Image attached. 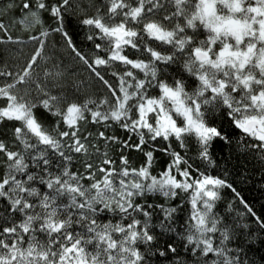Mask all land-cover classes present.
Wrapping results in <instances>:
<instances>
[{
    "label": "snow or ice",
    "instance_id": "snow-or-ice-1",
    "mask_svg": "<svg viewBox=\"0 0 264 264\" xmlns=\"http://www.w3.org/2000/svg\"><path fill=\"white\" fill-rule=\"evenodd\" d=\"M108 2L111 5L108 8L109 20L118 14L117 9L130 7L123 0ZM146 2L151 5L147 9L148 12L160 7L155 0H139L140 6L130 7V11L124 13V20L118 24H105L104 17L99 15V9L97 16L81 21L83 25L94 26L99 30L98 38L106 41V44L97 43L95 48L109 53L107 58L97 55L91 62L72 47V41L64 31L63 8L69 4V0H63L60 5L50 6V14L58 24L53 31L63 33L68 46L72 47V51L80 60L92 69L110 93V96L100 100L96 105L97 108L106 106L103 112L92 111L89 108L90 104H96L92 99L83 104L72 102L63 108L61 105L65 100L62 96L50 95L37 83V91L47 97L39 103L53 116L60 118L57 123L62 122L69 129L59 132V139L47 132L35 118L33 109L37 107V103L28 99L29 90L25 89L23 95L13 91L17 84L26 83V78L31 76V70L44 47L43 39L39 40L40 48L35 51L16 81L0 86V98L7 101L5 106H0V121L20 122V126L15 128V136L24 145L26 153L25 155L8 151L5 144L0 142V152L5 153L8 161L7 172L0 179V198H7L11 208L24 215L21 223H14L10 227L4 226L0 232V264H148L138 247L140 244L150 245L156 237L149 231L151 213L145 210L143 205L135 203V197L156 192L164 197H175L177 190L187 192L189 189L194 193L191 196V220L195 223L191 227L195 231H190L187 236L188 243H194L204 257L214 254L222 258L212 260L211 264H236L235 258L227 254L230 250L225 247V242L230 239L229 234L226 231L221 232L219 246L214 245L211 237L207 235L218 231V221L211 217L210 213L213 208L212 202L218 198L215 189L224 186V181L209 176L191 177L188 169H181V163L186 161H183L179 153L175 151L171 153L172 163L159 179L150 175L149 168L153 159L151 151L145 153L148 166L139 170L133 169L131 173L127 168L117 173L115 169L100 167L99 172L103 176L97 180L95 173L90 171L91 164H85L88 175H80L69 170L72 157L66 155L63 150L65 146L61 141L63 138H70L73 141L71 145H67L70 151L75 153L86 151L85 144L79 139L77 126L79 121L85 120V112L91 113L93 122L110 120L129 132L137 133L139 135V143L135 145L137 149L146 143L145 133L142 131L144 129L151 140L162 138L169 141L170 138H174L180 148L187 147V137L194 135L201 145V157L207 159L208 147L214 138L227 137L216 127L209 126L205 119V111L209 107L213 111L221 109L222 114L230 118L236 129L253 141L259 142L260 148H264V0H256L257 7H244L245 0H198L190 18L184 6L190 5L192 0H175L177 9L175 15L185 16L187 27L195 28L194 22L198 20L209 33L207 39L199 41V46L191 48L183 63L186 71L198 81L192 92L185 90L182 81H176L175 86L163 82L153 83L157 77L156 62H173L175 53L163 55L146 44L141 48L135 39L138 32L126 27L129 18L140 22L138 18L141 17ZM169 2L171 3V0ZM217 5H222L229 14L224 15L223 9ZM36 6L41 10L49 9L44 0H36ZM8 7L11 8L12 5ZM23 8L30 9V4L24 3ZM31 15L35 23H41L37 12H32ZM164 19L167 20L169 17L165 16ZM255 25H258V28L254 27ZM0 31H5L3 23H0ZM144 31L157 41L172 44L176 51L181 53L185 52L186 45H191L193 40L192 37L174 39L178 32L185 31L179 23L173 30H164L157 23L149 22L144 25ZM48 35V31L41 30L42 37ZM7 39L12 40V37L9 35ZM30 39L38 38L33 36ZM88 39L93 40L94 36L89 35ZM140 42L143 43L142 37ZM217 44L218 51L213 48V45ZM125 47H130L142 55L148 54L150 60L146 62L143 59H130L122 54ZM112 62L130 66L123 74L112 73L118 79V89L98 71L100 67L108 66ZM133 70L143 73V78ZM0 75L5 73L0 72ZM149 87H158L159 97L148 96ZM100 136L103 137L104 133L101 132ZM31 138L35 139V143H29ZM48 149L62 158L63 163L58 164L61 169L59 174H53L48 170L52 163ZM164 151L168 149L165 148ZM32 152L36 154L33 155ZM26 159H31L36 168L43 165L42 171L47 174V178L27 172L29 165L25 162ZM111 163L112 161L107 158L102 161L103 165ZM122 164L126 165L127 160L122 158ZM173 168L179 177L184 178L182 181L177 179V175L172 174ZM17 174L26 175V180L18 179ZM130 175L135 179L126 180L125 178ZM116 176L120 177L119 187L115 183ZM37 179L50 191L41 194L37 188L29 185V182ZM82 180L92 182L85 186L81 183ZM25 194L26 197L39 199V212L28 211L37 205L26 199ZM63 198H66L67 202H64ZM198 201H202L203 209L197 207ZM101 205L102 207H98ZM151 207L153 206L148 205V208ZM162 210L168 219L175 211ZM105 211L119 215L120 221L130 222L126 225L120 221L102 223L99 220V213ZM133 213L145 217L142 227H138L141 220L136 219ZM37 222L38 228L34 227ZM73 225H79L84 231L76 232ZM161 226L165 231H171L163 221ZM21 231L28 234L26 248L21 246L25 242ZM36 231L44 233L47 240L44 242L38 240L32 234ZM168 250L176 252L171 245L168 246ZM159 255L166 256V252L160 251ZM204 264H208V261L205 260Z\"/></svg>",
    "mask_w": 264,
    "mask_h": 264
},
{
    "label": "trees",
    "instance_id": "trees-1",
    "mask_svg": "<svg viewBox=\"0 0 264 264\" xmlns=\"http://www.w3.org/2000/svg\"><path fill=\"white\" fill-rule=\"evenodd\" d=\"M44 2L49 6L47 11L38 9L36 0H0V23L5 25L7 33L5 35V31H0V72L5 73V75H0V86L16 81L23 69L27 67L35 51L40 48L39 40L43 39L44 47L31 70V76L26 78V83L17 84L13 91L23 95L25 89L29 90L28 99L37 103V107L33 109L35 118L47 132L59 139L58 133L69 129L62 122L57 123L60 118L53 116L39 103L40 100L47 97L37 91V83L50 95L62 96L65 100L61 105L63 108L72 102L83 104L92 99L96 101V104L89 105L92 111H105L106 106L97 108L96 105L99 104L100 100L110 96V93L92 69L72 51V47L76 48L90 62L97 55L107 58L109 53L95 48L97 43L106 44V41L98 38L99 30L95 29L94 26L83 25L81 21L84 18L97 16V9H99V15L104 17L103 22L105 24H118L124 20V13L130 11V7H138L140 4L139 0H123L130 7L117 9L118 14L109 20L108 8L111 5L108 0H69V4L63 8L64 31L68 34V39L72 41V47H69L63 33L53 31L58 24L50 14V6L53 4L60 5L63 0H44ZM24 3H29L30 9H24ZM155 3L160 7L148 12L147 9L151 5L146 2L141 17L138 18L140 22L137 23L129 18L126 27L138 32V37L135 39L137 43H140L141 48L146 44L163 55L175 53L173 62H156L157 77L153 83L163 82L169 86H175L176 81H182L185 90L192 92L198 81L186 71L183 63L191 48L199 46V41L207 39L209 33L200 25L198 20L194 22L195 28L187 27L186 17L175 15L177 11L175 0H171V3L169 0H155ZM195 3H198V0H192L190 5L184 6L189 18L191 13L195 11ZM9 5L12 7L9 8ZM218 6V8L223 9L222 5ZM243 6L257 7L258 5L256 0H245ZM32 12L38 13L41 23L34 22ZM223 14H229L227 9H223ZM236 15L239 16V14ZM165 16L169 19H164ZM149 22L157 23L164 30H173L175 25L179 23L185 28V31L178 32L174 39L192 37L191 45H186L185 52L181 53L176 51L172 44L149 37L144 31V25ZM41 30L48 31L49 35L42 37ZM9 35L12 40L7 39ZM89 35H93L94 39L89 40ZM33 36L38 39H30ZM141 37L143 43L140 42ZM213 48L218 51L219 45H213ZM122 54L127 55L130 59H143L146 62L150 60L148 54L142 55L130 47H125ZM128 69L130 66L112 62L108 66L100 67L98 71L118 89V79L112 73L123 74ZM133 71L140 78H143V73H139L138 70ZM147 94L150 97H159V88L149 87ZM6 103V99L0 98V106H5ZM152 115L150 114V116ZM205 119L209 126L216 127L227 137V139L214 138L208 147L207 159L201 157V145L194 135L187 137V147L180 148L174 138H170L169 141H164L162 138H157L155 141L151 140L147 130L144 129L142 131L145 133L146 143L137 149L135 147L139 143L137 133L129 132L110 120L99 123L93 122L90 112H85V120L79 121L77 125L79 139L81 143L85 144L86 151L80 153L70 151L67 145H71L73 141L67 137L63 138L61 143L65 146L63 150L66 155L72 157L69 170L80 175H88L85 164H91L92 169L90 171L95 173L97 180L102 179L103 176L99 172L100 167L115 169L117 173L123 168H127L131 173L133 169L139 170L141 167L148 166L145 153L149 151L153 154L149 168L150 175L159 179L172 163L171 153L173 151L179 153L183 161H186V163H181L180 167L181 169H188L191 177L209 176L224 181V186L215 189L218 198L212 202L213 208L210 213V216L218 221V231L207 234L213 240L214 245L219 246L222 239L221 232L226 231L230 237L225 242V247L230 250L227 254L235 258L236 264H264V148H260L259 142L253 141L252 138L236 129L230 118L226 114H222L221 109L213 111L209 107L205 111ZM150 122L154 121L150 120ZM18 126H20L18 121H0V142L5 144L8 151L26 155L24 145L15 136V128ZM101 132L104 133L103 137L100 136ZM109 137L116 139H108ZM29 143H35V139H29ZM165 148L168 151H164ZM48 152L52 161L48 170L53 174H59L61 169L58 164L63 163L62 158L53 154L51 149H48ZM32 154L35 155L36 152H32ZM105 158L110 159L112 163L103 165L102 161ZM122 158L127 160L126 165L122 164ZM25 162L29 165L27 172L35 173L38 176L43 175L47 178V174L42 171L43 165L41 168H36L31 159H26ZM7 165L5 153L0 152V179L7 172ZM171 172L173 175H177L174 168L171 169ZM17 178L26 180V175L17 174ZM119 179V176L115 177L117 187H119ZM125 179L132 180L135 177L130 175ZM177 179L182 181L184 178L177 175ZM91 182L89 180L81 181L85 186ZM29 185L37 188L41 194L50 191L46 185L40 184L38 179L29 182ZM193 194V190L189 189L187 192L177 190L175 197H164L158 192L135 197V203L143 205L145 210L151 213L149 231L156 237L150 245L140 244L138 247V250L145 255L148 264H204L205 260L211 264L212 260L222 259L214 254H210L209 257L202 256L199 248H196L194 243L189 244L187 241L190 231H195L191 227L195 223L191 220V196ZM26 199L37 205L36 208L28 210L30 213L40 211L38 198L26 197ZM63 199L64 202H67L66 198ZM148 205L153 207L148 208ZM98 207H102V205ZM197 207L203 209L202 201L197 202ZM162 209H175V211L171 213V218L168 219ZM133 215L136 219L141 220V225L138 227H142L145 217L137 213H133ZM23 219L24 215L14 211L7 198H0V232L4 226L10 227L14 223L19 224ZM99 220L102 223L109 221L116 223L120 221V216L105 211L99 213ZM161 221L170 227L171 231H165L161 226ZM120 222L126 225L130 221L123 220ZM34 227L38 228L39 223L37 222ZM73 229L76 232L84 231L79 225H73ZM18 231L20 230L18 229ZM32 234L41 242L47 240V236L42 232L36 231ZM21 235L24 236L25 240L21 246L26 248L28 234H23L21 231ZM169 245L176 249L175 253L168 250ZM89 250L91 251V246H89ZM160 251H165L166 256H160Z\"/></svg>",
    "mask_w": 264,
    "mask_h": 264
},
{
    "label": "rangeland",
    "instance_id": "rangeland-1",
    "mask_svg": "<svg viewBox=\"0 0 264 264\" xmlns=\"http://www.w3.org/2000/svg\"><path fill=\"white\" fill-rule=\"evenodd\" d=\"M217 7H219V6L217 5ZM258 19H259V18H258ZM254 27L258 28V25H255Z\"/></svg>",
    "mask_w": 264,
    "mask_h": 264
}]
</instances>
